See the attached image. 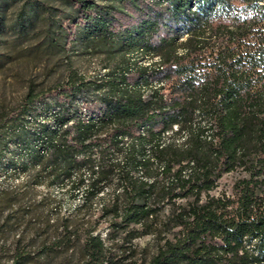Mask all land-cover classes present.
<instances>
[{"label": "trees", "instance_id": "16d2710c", "mask_svg": "<svg viewBox=\"0 0 264 264\" xmlns=\"http://www.w3.org/2000/svg\"><path fill=\"white\" fill-rule=\"evenodd\" d=\"M68 5L62 46L116 63L98 82L69 69L46 94L29 88L0 134V150H16L9 166L81 191L82 204L114 184L113 225L156 238L147 264H264V0ZM46 97L52 124L28 128ZM173 127L181 142L163 140ZM237 171L231 195L210 194ZM82 250L83 264L103 263L99 235Z\"/></svg>", "mask_w": 264, "mask_h": 264}, {"label": "rangeland", "instance_id": "374dc122", "mask_svg": "<svg viewBox=\"0 0 264 264\" xmlns=\"http://www.w3.org/2000/svg\"><path fill=\"white\" fill-rule=\"evenodd\" d=\"M68 2L0 0V127L4 126L0 134L5 138L29 88L46 94L66 80L69 69L86 81L98 82L104 67L116 63L73 43L62 46L58 34L69 14ZM52 38L60 46H51ZM152 61L155 58L138 59L145 66ZM50 98L33 106L28 128L35 129L37 122L52 124L48 112L52 110L46 108ZM83 100L78 99L79 106ZM183 138L174 127L163 136L165 141ZM15 151L12 143L8 150H0V264H13L19 253L25 254L22 264H83L82 244L88 234L104 241L102 264H147L156 253L154 235L130 239L131 227L113 225L119 222L110 211L118 189L114 184L82 204L81 191L71 194L66 186L47 185L46 179L35 177V170L11 168ZM240 176L238 171L224 174L210 194L231 195Z\"/></svg>", "mask_w": 264, "mask_h": 264}]
</instances>
